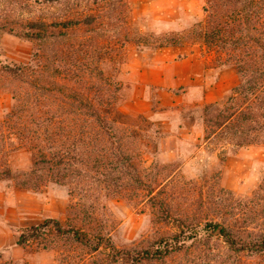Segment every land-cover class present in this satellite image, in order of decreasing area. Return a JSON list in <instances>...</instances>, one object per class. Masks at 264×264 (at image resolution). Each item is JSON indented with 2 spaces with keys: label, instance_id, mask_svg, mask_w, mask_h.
<instances>
[{
  "label": "trees",
  "instance_id": "obj_1",
  "mask_svg": "<svg viewBox=\"0 0 264 264\" xmlns=\"http://www.w3.org/2000/svg\"><path fill=\"white\" fill-rule=\"evenodd\" d=\"M4 33L29 41L33 51L27 62L0 64V84L12 98L0 122V178L23 189L69 186L90 219L105 195L128 192L132 201L136 194L171 226L119 247L73 217H50L20 229L18 245L54 247L64 264H241L264 255V182L240 199L223 188L185 194L175 169L144 165L137 133L113 117L127 46L181 38L151 41L136 27L129 0H0ZM185 37L224 57L220 65L231 63L240 79L222 106H207L205 140L262 142L264 0H205L203 19ZM9 146L32 152L29 170L12 172Z\"/></svg>",
  "mask_w": 264,
  "mask_h": 264
},
{
  "label": "rangeland",
  "instance_id": "obj_2",
  "mask_svg": "<svg viewBox=\"0 0 264 264\" xmlns=\"http://www.w3.org/2000/svg\"><path fill=\"white\" fill-rule=\"evenodd\" d=\"M129 3L136 27L151 41L176 37L182 42L161 47L134 43L127 46L125 61L117 73L122 90L113 117L137 133L144 165L175 169V183L183 185L185 194L223 188L233 191L237 199L251 195L264 182V136L262 142L243 146L224 139L205 140L207 106H222L240 81L231 63L220 65L224 57L216 60L215 52L202 41L185 37L194 23L203 19L205 0ZM32 51V43L14 34L0 37V64L27 62ZM190 52L212 69L208 78L199 82L193 78L188 85L179 86L170 81L157 86L150 76L142 81L138 69L157 68L168 58L179 59ZM183 69L170 67L168 75ZM11 105V94L0 84V122ZM7 152L14 174L31 168L32 152L28 148L9 146ZM128 194L105 195L90 219L69 186L46 182L38 188L23 189L11 178H0V264H64L62 253L54 247H23L16 243L20 229L50 217L62 222L73 217L90 231L101 230L119 247L171 230L170 225L157 220V210L148 200L134 194L129 201ZM241 264H264V255L244 256Z\"/></svg>",
  "mask_w": 264,
  "mask_h": 264
},
{
  "label": "crops",
  "instance_id": "obj_3",
  "mask_svg": "<svg viewBox=\"0 0 264 264\" xmlns=\"http://www.w3.org/2000/svg\"><path fill=\"white\" fill-rule=\"evenodd\" d=\"M168 48H166L167 50ZM169 50L168 52H170ZM171 53L177 54V50H172ZM183 71L178 74L168 75V71L170 67H182ZM211 68H208L205 66V64L200 60L199 56H197L195 53H191L185 55H182V58L176 59L175 57L168 58L167 61H165L162 65L159 67H142L138 69L139 75L142 76V81H144L145 77L150 76L152 79V83L155 85H166L167 81H170L171 83H174L175 86L179 85H188L193 78L197 79L199 82L200 80L203 81L204 79L208 78L207 76L211 74ZM152 72L153 74H151ZM154 73L156 75H154ZM142 84V83H139Z\"/></svg>",
  "mask_w": 264,
  "mask_h": 264
}]
</instances>
